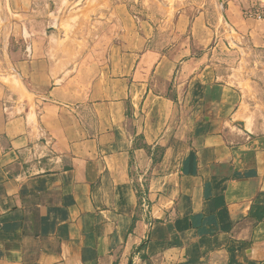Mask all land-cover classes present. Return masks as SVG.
I'll list each match as a JSON object with an SVG mask.
<instances>
[{"label": "crops", "instance_id": "0c3cea01", "mask_svg": "<svg viewBox=\"0 0 264 264\" xmlns=\"http://www.w3.org/2000/svg\"><path fill=\"white\" fill-rule=\"evenodd\" d=\"M27 33L0 58V264H264V120L209 54L145 22L110 45Z\"/></svg>", "mask_w": 264, "mask_h": 264}, {"label": "rangeland", "instance_id": "374dc122", "mask_svg": "<svg viewBox=\"0 0 264 264\" xmlns=\"http://www.w3.org/2000/svg\"><path fill=\"white\" fill-rule=\"evenodd\" d=\"M235 16L263 29L264 0H0V58L7 59V48L20 49L30 42L27 31L48 48H68L74 43L110 45L119 42L122 32L124 42H132L136 27L145 22L168 50L182 42L193 52L197 46L209 54V60L242 94L241 111L262 121L264 53L260 48L252 51L254 43L240 35ZM82 54L91 61H107L115 60L118 53L91 50Z\"/></svg>", "mask_w": 264, "mask_h": 264}]
</instances>
